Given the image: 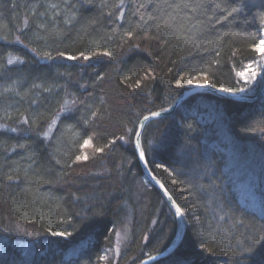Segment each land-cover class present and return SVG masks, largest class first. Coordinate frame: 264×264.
<instances>
[{"label":"trees","instance_id":"16d2710c","mask_svg":"<svg viewBox=\"0 0 264 264\" xmlns=\"http://www.w3.org/2000/svg\"><path fill=\"white\" fill-rule=\"evenodd\" d=\"M263 33L264 0H0V264H139L164 250L175 219L144 179L136 126L198 75L255 91L238 74L261 66ZM144 129L146 162L187 222L153 264H264V217L228 166L248 142L264 156V96L193 95Z\"/></svg>","mask_w":264,"mask_h":264},{"label":"water","instance_id":"95a60500","mask_svg":"<svg viewBox=\"0 0 264 264\" xmlns=\"http://www.w3.org/2000/svg\"><path fill=\"white\" fill-rule=\"evenodd\" d=\"M263 36V34H262ZM263 38V37H262ZM262 40V39H261ZM262 73L260 78V83L257 86L256 90L252 92V94L248 93H239L233 91H224L223 89H218L213 86L211 83L204 85H192L190 83L187 84L188 88L184 91L180 96L174 101L169 107L164 110H157L153 113H149L144 115L142 119L138 122L136 126V132L134 135V151L137 155V160L140 163L141 171L144 175V179L147 183H150L151 186L155 188L157 192H159L166 204H168L172 215H174L176 230L173 235V239L169 243L168 246L165 247L160 253L150 255V257L142 259L139 264H153L159 262L169 256L178 248V246L182 243L183 238L185 237V231L187 229L185 214H183L182 208L179 207L178 204L174 201L171 193L168 192L164 183H162L159 179L155 177L153 172H151L148 162L145 159V153L142 149V134L145 131L144 127L155 119H164L170 115H172L181 104H183L189 97L197 94H211L216 97H220L226 100H233L236 102H247L252 103L258 99L263 98L264 96V54H262ZM179 210V211H178Z\"/></svg>","mask_w":264,"mask_h":264},{"label":"rangeland","instance_id":"374dc122","mask_svg":"<svg viewBox=\"0 0 264 264\" xmlns=\"http://www.w3.org/2000/svg\"><path fill=\"white\" fill-rule=\"evenodd\" d=\"M262 37H263L262 40H264V33ZM261 59H262V55H261ZM262 62L263 59L261 60V66H259V62L256 61L255 63L248 66L247 69H245L244 71H240V73L238 74L239 78H241L246 83H249L248 87L254 86L255 83L258 82L260 83L261 81L260 78L262 73V69H261ZM198 76L205 78V84L210 83L207 77L202 75H198ZM192 80H190L188 83L193 85ZM241 92L245 94L247 93L244 90H241ZM2 93L5 92H3L2 90L0 94ZM248 94H252V93H248ZM57 119H58V115L53 119L52 123L48 126L47 131L45 132L46 136L47 134L50 135V133L48 132L51 131L54 126L57 125L56 124ZM6 121H7L6 114L0 112V130H3V128L8 127V125L5 123ZM82 146L83 149L81 148L80 150V156L77 158L78 160L80 157L82 159H85L87 157V153H86L87 142L84 143ZM245 146L247 147L243 155L244 157L242 158H239V155H236V153L229 151L228 166L229 169L231 170L233 180L234 179L236 180V188L239 191L240 201L243 204H245L246 207L251 208L253 211L258 212L261 216L264 217V156L261 153H259L258 148L256 146H253V144L248 142L246 143ZM247 204L250 205L251 207L247 206ZM116 239L117 240H116L115 250L116 252H118L120 246L125 240V236H123L122 232H118Z\"/></svg>","mask_w":264,"mask_h":264},{"label":"bare ground","instance_id":"6f19581e","mask_svg":"<svg viewBox=\"0 0 264 264\" xmlns=\"http://www.w3.org/2000/svg\"><path fill=\"white\" fill-rule=\"evenodd\" d=\"M192 83L194 85H204L205 84V78L204 77H201V76H198L197 78H195L194 80H192Z\"/></svg>","mask_w":264,"mask_h":264},{"label":"snow or ice","instance_id":"6c2138e0","mask_svg":"<svg viewBox=\"0 0 264 264\" xmlns=\"http://www.w3.org/2000/svg\"><path fill=\"white\" fill-rule=\"evenodd\" d=\"M254 51H256L257 53H259V54H264V40H261L260 41V44H259V46L256 48V49H254ZM106 55V54H105ZM11 62V61H10ZM179 211V210H178Z\"/></svg>","mask_w":264,"mask_h":264}]
</instances>
